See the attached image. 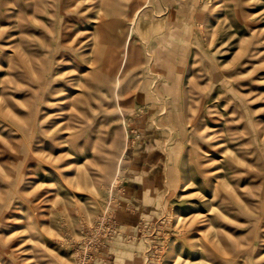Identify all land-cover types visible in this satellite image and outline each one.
<instances>
[{
  "label": "rangeland",
  "instance_id": "rangeland-1",
  "mask_svg": "<svg viewBox=\"0 0 264 264\" xmlns=\"http://www.w3.org/2000/svg\"><path fill=\"white\" fill-rule=\"evenodd\" d=\"M0 264H264V0H0Z\"/></svg>",
  "mask_w": 264,
  "mask_h": 264
}]
</instances>
